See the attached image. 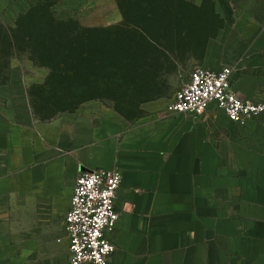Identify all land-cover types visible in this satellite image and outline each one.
Wrapping results in <instances>:
<instances>
[{"label": "crops", "instance_id": "obj_1", "mask_svg": "<svg viewBox=\"0 0 264 264\" xmlns=\"http://www.w3.org/2000/svg\"><path fill=\"white\" fill-rule=\"evenodd\" d=\"M230 2L233 23L182 58L142 35L126 2L115 24L81 23L106 31L97 64L122 81L121 97H84L92 86L78 80L67 94L65 69L52 81L50 67L22 61L17 24L0 21V264H70L74 188L100 168L123 174L110 264H264V115L239 125L214 102L200 115L167 109L193 59L233 67L235 91L264 102V0ZM40 96L62 105L56 115L36 117Z\"/></svg>", "mask_w": 264, "mask_h": 264}, {"label": "rangeland", "instance_id": "obj_2", "mask_svg": "<svg viewBox=\"0 0 264 264\" xmlns=\"http://www.w3.org/2000/svg\"><path fill=\"white\" fill-rule=\"evenodd\" d=\"M4 1L5 4L3 3V9L5 8L9 13L7 15L4 13L3 17L0 18V21L3 23L16 25L19 16L27 12L30 8L27 0ZM53 8L59 20L62 18L79 19L83 25L87 26H106L115 24L121 20L118 0H59V3ZM133 13L135 21L139 22L140 26L145 28V31H147L149 35L151 34L152 38L157 39L158 42L160 41V45L167 44L169 46V56L173 55L177 58L187 56L191 52L192 54L195 52L197 53L199 51L197 48H200V43L202 44L201 41L205 35L208 34L214 37L222 27L224 28L225 24L231 25L234 21V9L230 0H149V2L147 1L146 10L148 16L144 15L145 12H141V14L137 15H135V12ZM39 20V18L27 19L25 23H28L32 33L33 30L35 31V44L42 46L44 42L42 36L43 28L40 26L42 22ZM180 27L182 30L179 32L177 29ZM69 28L71 31L75 30V27L70 26ZM203 31L205 32L203 34L204 36L201 35ZM85 33H87V38L95 40L93 45L97 46V48H94V50H89L87 48V52L90 51L89 60H84L80 55V60H78L76 65L73 64L72 60L68 61V64H66L67 70H70V73L67 74V94L70 92L73 94L75 81L78 80L79 84L92 86L91 88H86V90L80 89L83 91L82 94L84 97L93 98L100 95L123 96L125 92H123L122 88L117 87L122 81H117L116 76L113 75H110L111 78L106 80L107 66L105 64H97L101 61L98 57H104L105 55L100 54L96 42L105 41L107 34L105 32H97V29H91ZM30 35L29 33H20V36H18L19 47L23 48L19 50L18 55L24 62L27 56L29 57L28 60L32 58L29 55L33 50L28 43L32 40L30 39ZM81 36L80 34L79 37ZM162 46L164 45H161L160 48ZM190 47H193L194 51H190ZM41 52H35V59L38 57L39 62H43V59H41L43 53ZM190 65L191 67H189ZM199 65H201V62H198L197 59L191 60L185 74L183 76L180 74L179 82H175V84L180 88L189 71ZM5 67L4 65L0 67L1 74L6 72ZM32 72L36 73L37 71L35 69L32 70ZM178 87L176 90L179 89ZM171 98L172 96L164 101L167 103ZM36 101L37 106L35 105L36 108L34 113L38 118L54 116L56 115L54 110L62 107V105H58L57 102H54L55 105L53 102L50 106L46 105L47 103H44V99H42L41 96L38 97ZM110 102L112 103V101ZM125 115L134 119L141 116L142 113L136 111L125 113Z\"/></svg>", "mask_w": 264, "mask_h": 264}, {"label": "built area", "instance_id": "obj_3", "mask_svg": "<svg viewBox=\"0 0 264 264\" xmlns=\"http://www.w3.org/2000/svg\"><path fill=\"white\" fill-rule=\"evenodd\" d=\"M233 76L229 65L196 67L167 109L173 114L200 115L214 102L239 125L264 115V102L240 96ZM122 180L119 169L100 168L79 175L64 222L70 264H110L117 246L108 234L120 217L116 201Z\"/></svg>", "mask_w": 264, "mask_h": 264}, {"label": "trees", "instance_id": "obj_4", "mask_svg": "<svg viewBox=\"0 0 264 264\" xmlns=\"http://www.w3.org/2000/svg\"><path fill=\"white\" fill-rule=\"evenodd\" d=\"M119 1L120 3L126 2L128 5H130V7L136 6L131 8L136 11L137 14L145 12L144 15L148 16L146 14V10L147 1L149 2V0ZM27 2L29 3L30 8L27 12L21 14L17 19V29L13 31V36L17 35L18 37L20 36V33L31 34L30 39L32 40L28 43L31 45L30 48L32 47L33 50L29 55L34 59V61L37 59L35 63H37L38 65H46L51 68L52 81H56V79H58V74L63 69H65L66 74L70 73V70H67L66 68V64H68V61L72 60L73 64L76 65L78 60H80V55L84 60L90 59V51L87 52V48L90 50L91 43L89 42H93L94 39L91 40L87 38V33H85L88 30H91L90 27L84 28L79 19L62 18L59 20L53 8L55 5H57V3H59V0H27ZM126 13L125 15L128 16V14ZM33 18H39V21L42 22V24H40V26H42L43 28L42 36L44 39L42 46H38L35 44V31L33 30L32 33L30 31L31 29L30 26H28V23H25V20ZM70 26L75 27V30L71 31L69 28ZM136 27L137 29H139L138 25H136L135 28ZM140 29L142 35H147V32L143 30L142 26H140ZM80 34L82 35L81 37H79ZM20 49L22 50L23 48L19 47V50ZM35 52L43 53V57L41 58L43 59V62L40 61V63L38 57L35 59ZM54 77H56V79Z\"/></svg>", "mask_w": 264, "mask_h": 264}]
</instances>
